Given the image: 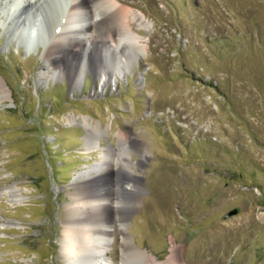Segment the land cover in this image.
Here are the masks:
<instances>
[{
  "label": "rangeland",
  "instance_id": "1",
  "mask_svg": "<svg viewBox=\"0 0 264 264\" xmlns=\"http://www.w3.org/2000/svg\"><path fill=\"white\" fill-rule=\"evenodd\" d=\"M119 1L148 23H132L141 49L105 83L82 61L78 80L54 68L39 79L46 44L23 46L0 21V190L26 197L0 194V264H69L72 191L122 157L137 189L115 199L112 264H140L135 248L160 261L172 248L180 264H264V0ZM61 2L41 1L44 15ZM74 117L97 125L100 145ZM110 148L121 150L105 162Z\"/></svg>",
  "mask_w": 264,
  "mask_h": 264
},
{
  "label": "bare ground",
  "instance_id": "2",
  "mask_svg": "<svg viewBox=\"0 0 264 264\" xmlns=\"http://www.w3.org/2000/svg\"><path fill=\"white\" fill-rule=\"evenodd\" d=\"M3 1L0 0L1 25L5 24L4 27H9L10 34L26 47L33 45L35 39H42L41 42L46 44L44 51L46 63L43 66L46 71L39 72V79L47 77L48 74L45 72L54 68V72L60 75L65 73L69 79L78 80L84 71H79L81 61L86 68L100 75L103 83L115 76V73H125L128 58L126 52L134 47H141L138 44L140 35L131 25L136 21L138 28H141L148 23L145 22L142 12L133 10L119 0H67L68 3L61 2L58 6H53L57 9V17L53 15L55 13L53 8L50 10L48 8L44 15L43 9L46 7L40 6L43 0ZM44 28L49 29L46 35L42 33ZM128 69L130 70V67ZM4 85L0 77V101L7 96ZM74 85L72 83L73 87ZM73 120L88 125L87 145L101 144L99 139H94V133L99 130L97 125L83 118L77 120L74 117ZM134 138L126 134L122 139L131 143L137 142ZM119 150L121 148H110L105 152L103 160L109 162L108 154ZM123 159L124 157L122 161L108 163V170L104 176L87 179L83 189L74 188L72 191L75 196V206L64 218L61 245L69 264H112L111 259L107 257L106 240L111 234V222L116 214L122 211L119 210L122 207L115 206L114 202L121 203L122 199L116 201L115 199L123 198L122 195L135 196L137 189L134 184L124 181V178L133 180L138 176L128 167L129 162ZM98 179H102L103 185L100 189L95 186ZM105 188V191L99 192ZM18 190L12 186L0 190V194L6 193L10 197L9 200L15 203L25 197ZM128 203L132 205L133 201L130 200ZM259 217L264 222L263 212ZM128 246L122 244V253H126ZM170 249L171 253L162 261L146 250L138 248L134 249L135 254L132 257L140 264H180L172 252L173 249ZM121 264L124 262L121 261Z\"/></svg>",
  "mask_w": 264,
  "mask_h": 264
}]
</instances>
